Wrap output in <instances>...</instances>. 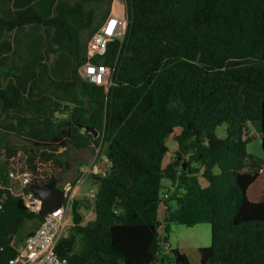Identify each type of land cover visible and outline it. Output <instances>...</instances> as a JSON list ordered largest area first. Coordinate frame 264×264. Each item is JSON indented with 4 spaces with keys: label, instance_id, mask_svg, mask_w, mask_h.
Segmentation results:
<instances>
[{
    "label": "trees",
    "instance_id": "obj_1",
    "mask_svg": "<svg viewBox=\"0 0 264 264\" xmlns=\"http://www.w3.org/2000/svg\"><path fill=\"white\" fill-rule=\"evenodd\" d=\"M88 1L52 0L47 15L28 7L0 17V57L12 50L9 35L30 25L44 32L46 58L54 55L27 89L28 82L0 87V119L13 120L8 129L19 135L39 125L49 138L32 141L25 161L0 138V264L15 257L13 242L24 225H40L44 217L24 207L10 170L52 161L60 176L68 162L59 150L95 155L98 147L109 166L95 181V200L78 201V209H92L95 217L72 227L69 239L79 237L80 248L65 255L68 264H190L178 249L159 258L161 232L171 223L210 226L200 264H264V200L247 197L264 167V0H124V36L96 61L112 71L108 90L77 73L97 25L85 41L81 35L101 19ZM115 11L121 14V4ZM56 113L67 118L56 120ZM250 123L259 124L262 159L246 151ZM222 125L224 137L216 133ZM171 140L176 153L164 163ZM163 180L169 183L164 200ZM58 181L37 185L58 188ZM160 204L167 210L162 224Z\"/></svg>",
    "mask_w": 264,
    "mask_h": 264
},
{
    "label": "rangeland",
    "instance_id": "obj_2",
    "mask_svg": "<svg viewBox=\"0 0 264 264\" xmlns=\"http://www.w3.org/2000/svg\"><path fill=\"white\" fill-rule=\"evenodd\" d=\"M114 10L116 8H118L121 4L124 5V0H114ZM102 8V12H99V14L102 16L104 15V11L108 8L106 3L101 5ZM113 8V4H111L110 10ZM116 12V11H115ZM97 17L93 18L90 28L86 31H84L81 35V38L83 39V41H85L86 39H88L89 33L91 30H93L96 25H97ZM29 27H25L26 30H28ZM27 32V31H26ZM14 34V33H12ZM25 34V33H24ZM18 36V35H16ZM20 40L18 43L14 41V47H13V52L14 54V58L10 57L9 60H7L5 63L0 64V87H4V86H9L11 84H18V82H20L21 84L23 82L21 81H17L14 80L12 78L13 74L16 73H21L24 68H27L26 66V60L19 57L20 54H24L26 55L28 50L25 48V46L23 45L25 42V38H23V34L19 36ZM23 40V42H22ZM23 43V44H22ZM43 52V50H42ZM45 53V52H43ZM43 53L41 55H43ZM53 56L52 55H48L47 58L45 56V59L38 62L37 64L34 65V67H32L36 72H41L42 68H40V64H52L53 61ZM11 60V61H10ZM21 77V75H19ZM43 88H46L47 85L44 84L42 85ZM68 106L69 108H71V106L67 103H63L62 107ZM66 107V108H68ZM63 109V108H61ZM56 120H63L65 118H67V113H56L54 115ZM13 120H9L7 122H4L2 124H8L10 122H12ZM258 123H250L249 125V129L250 132L253 134V138L251 139V141L249 143H247L246 145V151L249 155L258 158V159H262L263 158V153H262V149H261V140H260V136L258 135ZM225 129L226 126L222 125L221 127H219L216 131V133L220 136V137H224L225 136ZM37 130H40V132L43 134L42 136V140L44 141H40V142H48L49 138L47 137V135H44V131L42 129V126H36V128L34 129V132H36ZM2 132H4V130L1 128L0 130V138H4L7 141L10 142L11 146L13 148H15L18 151V156L22 161H25L26 156H24V151L26 149H28L29 147H31L32 145V138L31 136L28 137L27 134H20L17 135L16 133H8V132H4L2 134ZM168 147V154L167 157L164 160V163H168L170 161L173 160L175 153H176V143L174 141H169L167 144ZM98 149V148H97ZM96 151V150H95ZM96 153V152H95ZM104 150L99 149L98 150V159L96 160V162H92L94 160V155H92V152L90 150H86V149H81V150H75L72 149L70 151H68V153L64 152L63 150H59L58 151V158L61 161H65L67 163L66 167L64 170L61 171V168H58L60 171V176L57 173V178H58V188L61 189L63 188V185L66 183H69L70 185H72L73 187L77 186L78 187V195L76 197V200H86V201H90L88 196L91 192H94L97 190V184L95 183V179L93 178L92 175L85 173V170L88 169L91 164H95V165H100L101 163H99V161L101 159H103V157H105L104 155ZM101 158V159H100ZM5 159V155L2 152V154H0V161H3ZM52 162V161H50ZM55 166V165H54ZM57 169V168H56ZM262 173H260L259 177H260V181L253 184L251 186V190L249 192V197L251 199H253L254 201H259L262 200L264 197V167L262 169ZM215 173H218V170H215ZM162 190H161V199L163 198L164 194H167V190L169 189V183L166 180L162 181ZM76 188V187H75ZM166 205L169 206L172 210H174L175 204L170 201V200H166L165 201ZM162 205V204H161ZM88 212H90V215H88L89 213L83 212L82 211V217H83V221L81 223V225H85L86 223L91 221V215L94 213L91 211V209H88ZM39 226V223L36 221H32V222H28L24 225L23 227V231L21 232L20 236L18 238H20L21 240H19L18 238L15 239V241L13 242L14 246H18L22 243V241L24 240V238L27 236V234H29L30 232H33L37 227ZM168 231L165 232L163 231V240L162 243L160 245V254H159V258H165L166 260H168L171 257V250L174 249H178L179 251H181L182 253L186 254L189 263L190 264H200L199 263V253L198 250L200 248L203 247H207L210 245L211 243V228L208 224H201V225H196L194 227H185L183 225H179V224H174L171 223L169 224L168 227ZM73 230L69 228V230L67 231V237H69L71 234H73ZM164 239H167V242H164ZM19 240V241H18ZM80 238L76 236L75 238V242L72 246V253H76L79 248H80V243H79ZM167 247L170 248V251L167 250ZM155 264H160L159 262L155 263ZM164 264H172L169 261H166Z\"/></svg>",
    "mask_w": 264,
    "mask_h": 264
},
{
    "label": "built area",
    "instance_id": "obj_3",
    "mask_svg": "<svg viewBox=\"0 0 264 264\" xmlns=\"http://www.w3.org/2000/svg\"><path fill=\"white\" fill-rule=\"evenodd\" d=\"M126 26L127 18L124 3L121 14H110L89 38L85 52L86 61L77 70L79 77L83 81L108 90L112 84V71L103 63H96V61H100L105 56L107 47L111 42L122 40ZM99 149L100 147L96 149L92 162H96L98 159ZM99 163L101 164L95 165L92 163L85 170V173L92 175L93 178L104 177L109 166V161L106 157H103ZM34 165L35 167L32 171L27 170L26 167L21 168L22 171L20 173L10 170L9 177L18 182V192L28 212L39 214L42 213L41 201L35 198L28 191V188L32 184L47 183L57 178V173L53 162L37 160ZM75 187L69 183L63 185V188H61L63 193L61 205L50 213L44 214L40 225L33 232L29 233L20 245H13L16 255L9 259L7 264H68L65 256L60 257L56 254L55 246L61 240L69 239L70 237H67V231L73 227L71 221V203L76 200L78 195V188ZM96 193L97 190L89 194V202L95 200ZM166 198L167 196L164 195L162 199Z\"/></svg>",
    "mask_w": 264,
    "mask_h": 264
},
{
    "label": "crops",
    "instance_id": "obj_4",
    "mask_svg": "<svg viewBox=\"0 0 264 264\" xmlns=\"http://www.w3.org/2000/svg\"><path fill=\"white\" fill-rule=\"evenodd\" d=\"M55 1L56 2H63L66 4H73V3L77 2V1H81V0H55ZM107 1L104 2V4L106 3L108 8L104 11V15L101 16L100 21L97 23V28L102 25L104 20L110 14H116V12L114 10V3H115L114 0L111 1V4H113V8L111 10H110L111 4L108 5ZM26 2H27V0H7L6 3L4 4V6L0 10V17H10V16L14 15L15 11L24 10L25 8H28V7L34 8L37 11V13L40 15H47V14H49L48 10L50 8V5H51L50 3L52 2V0H32L30 4H28ZM102 4H103V1L92 0V1H90V2L88 1L86 3V7L89 10H94L95 12H102L101 11L102 10V8H101ZM25 27H29L28 30H26ZM25 27L22 28L20 31H14V32H12L14 34L11 33L9 35L8 40L12 43V50L9 54L0 57V64L5 63L7 60L10 59V57L14 58V55H16L13 52L14 41L18 43L20 41V40H18L19 36L23 34V38H25V42H24V44L23 43L22 44L25 46V48L28 50V52L26 55L20 54L19 57H21L25 60L27 59L26 60L27 61L26 62L27 68H24V70L21 73L13 74L12 78L14 80L23 82L24 85H26V82H28L26 85V89H27L29 84H30V81H32L40 73V72H36L32 67H34L35 64L40 62V59L42 60V58H43V60H44L45 53H43V52H45V50H46V42L44 39V32L40 27L32 26V25L25 26ZM16 35H18V36H16ZM22 42H23V40H22ZM42 50H43V52H42ZM42 53H43V55H41ZM52 56L54 57V55H52ZM53 61H54V58H53ZM19 75H21V77ZM42 88H43V86H42ZM2 120H3V117H1V119H0V130L2 128L4 130V132L15 133V132L10 131L8 129V127H7L8 124H2V123H4V122H2ZM35 128L36 127L29 129L26 127L22 130L21 133H19V135L23 133V134H27L28 137L31 136V138L33 139L32 141H36V142L44 141V140H42L43 134L40 132V130H37L36 132H34ZM258 130H259V126H258ZM4 132H2V134ZM262 172L263 171H261V173ZM259 181H260V177L257 179V181L255 183H257ZM250 190H251V187L247 191V197L250 201L259 202V201L264 200V199H262L259 201H254L253 199H251L249 197ZM174 209H175V207H174ZM78 211L81 214V216L83 215L82 211L89 213L88 215H90V212H88V210L84 209V207H80V209H78ZM91 211L93 212L92 209H91ZM166 215H167L166 206L164 204H162V205L160 204L159 209H158V219L161 222V224L163 223ZM94 217H95V214L93 213L91 215V221L94 219ZM82 221H83V219H82ZM161 233L163 234V232H161ZM164 242H167V239ZM167 250L170 251V248L167 247ZM199 263H200V259H199Z\"/></svg>",
    "mask_w": 264,
    "mask_h": 264
},
{
    "label": "water",
    "instance_id": "obj_5",
    "mask_svg": "<svg viewBox=\"0 0 264 264\" xmlns=\"http://www.w3.org/2000/svg\"><path fill=\"white\" fill-rule=\"evenodd\" d=\"M78 128L83 129L86 133H90L96 138L98 133L91 128H83L82 126H78ZM95 181H99L100 178H94ZM28 191L37 199L41 201V212L43 214H48L54 209H57L63 199V193L59 188H51V187H41L35 184L29 186ZM264 199V197H263ZM78 200H74L71 203V221L73 226H80L82 223V216L78 211ZM166 241V239H164ZM74 241L71 239L61 240L55 246V252L58 256L63 257L66 254L72 253V246Z\"/></svg>",
    "mask_w": 264,
    "mask_h": 264
}]
</instances>
